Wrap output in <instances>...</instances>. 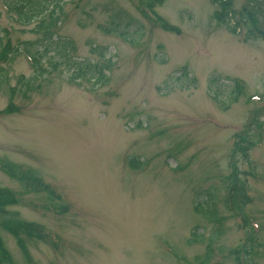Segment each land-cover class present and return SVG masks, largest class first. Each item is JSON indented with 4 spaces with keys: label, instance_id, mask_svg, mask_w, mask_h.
<instances>
[{
    "label": "rangeland",
    "instance_id": "374dc122",
    "mask_svg": "<svg viewBox=\"0 0 264 264\" xmlns=\"http://www.w3.org/2000/svg\"><path fill=\"white\" fill-rule=\"evenodd\" d=\"M11 1L0 0V50L43 38ZM146 8L143 0H55L41 13L50 21L56 12L77 57L97 61L93 49H108L102 87L73 84L60 66L28 90L20 83L34 75L28 58L2 53L4 264H264V39L241 23L248 10L264 28V0H233L236 34L216 20L215 0ZM120 10L132 28L111 30ZM130 160L145 164L133 169ZM33 176L50 191L25 183ZM242 185L248 204L231 211ZM208 189L213 221L194 209Z\"/></svg>",
    "mask_w": 264,
    "mask_h": 264
},
{
    "label": "trees",
    "instance_id": "16d2710c",
    "mask_svg": "<svg viewBox=\"0 0 264 264\" xmlns=\"http://www.w3.org/2000/svg\"><path fill=\"white\" fill-rule=\"evenodd\" d=\"M144 4L147 6L146 9L149 10V12H153L156 6H159L163 3V0H143ZM220 6L221 11H217L214 16L217 21H219L221 24L228 27L232 33H237V28H240L241 23H245L247 25V22L251 24V27L253 29V32L257 35H259V38L264 39V28L259 26L258 19L254 16L251 11H245L243 14V19L241 23L236 18V12L233 8V0H215ZM16 2L17 4H15ZM55 0H12V6H16L15 8H20L19 10L15 9V13L18 14L19 20L23 23L24 26H30L35 22L38 23V27L35 29V33H38V35L42 34V39H39L36 42H26L24 44H21L16 47H11L10 44L4 46L0 50V57L3 52H5L4 59L11 58L15 59L20 54H24L28 60L30 61V65L32 66L34 70V75L30 79H25L24 77L21 78L20 83L26 89H33V85L36 81L42 80L52 74L55 71H58L60 66L64 67V70H66L68 73H65L66 80H71L73 84L80 85L83 81L87 83H93L100 85L102 87L103 85H106V82H109L110 79L112 67L109 64V60L111 59V55L108 52V49H97L95 47L93 49L94 53L98 54V60L95 61L93 59H81L77 57V50L76 46L73 43L72 40L68 38L61 37V35L58 33V24H60L58 20V17H56V12H51V20L48 21L45 19L44 15L41 14L43 11H48L50 5L54 3ZM19 3V4H18ZM11 5V4H10ZM12 6H8L11 9ZM23 7H26L27 10L23 12ZM58 10L60 9V6L58 5ZM30 10V11H28ZM38 11V12H37ZM59 11L57 12V14ZM25 16V17H22ZM24 18V19H23ZM129 16L123 12L122 10L116 12L112 16V28L110 26L111 30H117V27L121 24L123 26H127L132 28L131 24L129 23ZM23 19V20H21ZM245 20V21H244ZM236 26V28H235ZM175 30V29H172ZM135 31V30H134ZM251 31V35L254 34ZM2 38H0L1 40ZM50 54H53V57L50 56ZM54 56L58 57L60 61H54L52 60ZM3 58V57H2ZM10 59V60H11ZM48 62L51 68H47L45 66V63ZM188 69L182 70V75H187ZM234 83V89L232 91L234 97L238 98V96L241 95V88L240 83L238 81H232ZM97 85V86H98ZM215 97V96H214ZM145 163H139L137 160H130L129 165L133 169H140ZM25 183L31 184L37 189L43 190H49L47 185H44L40 178L37 176L33 177H27L24 179ZM214 190L208 189L204 196L203 203L197 202L195 204V211L199 214H203L206 216L209 220L213 221L217 219V213L215 209L216 199L214 195ZM6 192L2 189H0V205L2 206V201L5 197ZM236 202V204L234 203ZM248 190L246 185L238 186L237 190L234 194H230L229 197V206L228 208L232 211L233 205L236 208L238 212L244 210L245 206L248 204ZM236 205V206H235ZM27 229L36 236L42 237L41 229L32 223H27ZM199 232L198 229H194L193 234L196 235ZM222 233V231H219L215 234L218 235ZM203 234V233H202ZM214 235V236H215ZM1 255L8 260L9 255L7 250L4 248L3 243L0 238V264H4L6 261H4L1 258Z\"/></svg>",
    "mask_w": 264,
    "mask_h": 264
}]
</instances>
